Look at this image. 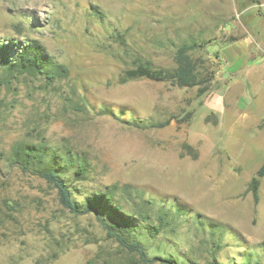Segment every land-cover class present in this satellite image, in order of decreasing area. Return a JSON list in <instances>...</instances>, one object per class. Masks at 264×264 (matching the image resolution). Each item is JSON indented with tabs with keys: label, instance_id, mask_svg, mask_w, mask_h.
<instances>
[{
	"label": "rangeland",
	"instance_id": "1",
	"mask_svg": "<svg viewBox=\"0 0 264 264\" xmlns=\"http://www.w3.org/2000/svg\"><path fill=\"white\" fill-rule=\"evenodd\" d=\"M33 40L67 74L48 83L0 62V264L137 258L95 213H71L22 169L19 142L46 146L60 163L83 160L84 179L62 175L72 197L111 190L150 255L264 264V176L257 200L250 190L264 160V0H0L8 56ZM185 42L203 46L189 53L204 59V77L212 71L203 93L126 77L138 65L172 70ZM159 216L149 237L143 226Z\"/></svg>",
	"mask_w": 264,
	"mask_h": 264
},
{
	"label": "trees",
	"instance_id": "2",
	"mask_svg": "<svg viewBox=\"0 0 264 264\" xmlns=\"http://www.w3.org/2000/svg\"><path fill=\"white\" fill-rule=\"evenodd\" d=\"M9 44L0 43V62L6 64L8 73H29L41 74L51 83L58 76H65L67 68L62 64L54 63L50 60L43 47L36 41H29L18 46L12 56H8ZM203 47L201 44L190 42L182 43L178 46L174 62L175 67L172 70L152 69L148 64L138 65L134 69L126 71V77H146L151 80L161 81L169 80L179 87L198 86V93H203L212 81V71L204 77L201 68L204 66V59L193 58L190 51ZM169 120L150 123L149 127H164ZM54 154V153H53ZM53 154H49L46 146L19 142L13 148V158L22 169L30 170L51 184L58 194L59 203L71 213L86 214L95 213L108 238H114L122 248L131 253H136L137 258L132 261L133 264H151L162 262L163 264H178L176 259L168 256L150 255L137 238L138 223L125 212V210L113 199L111 190L97 191L84 201H77L72 197V190L69 181L66 180L67 172H72L75 179H84L86 167L83 160L74 162L72 159H63V163L57 162ZM264 176V161L256 171L250 183V190L253 197L257 200L256 187L258 179ZM113 185V188H116ZM159 225L152 226L145 224L143 228L149 237H155L164 225V219L159 216ZM207 264H226L219 261L215 256Z\"/></svg>",
	"mask_w": 264,
	"mask_h": 264
},
{
	"label": "crops",
	"instance_id": "3",
	"mask_svg": "<svg viewBox=\"0 0 264 264\" xmlns=\"http://www.w3.org/2000/svg\"><path fill=\"white\" fill-rule=\"evenodd\" d=\"M232 39H233L232 41L236 40L235 38H232ZM261 74L264 76V70H263V72ZM260 99L264 101V93H263V95L261 96ZM259 120H261V123H264V113L261 116H259ZM261 130L262 131H260V133H261V137H262V140H263V136H264V126H263V129H261Z\"/></svg>",
	"mask_w": 264,
	"mask_h": 264
}]
</instances>
